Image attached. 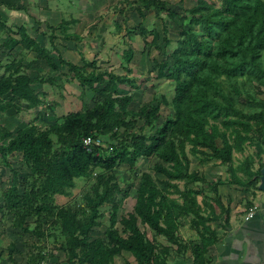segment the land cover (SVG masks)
<instances>
[{
  "label": "trees",
  "instance_id": "trees-1",
  "mask_svg": "<svg viewBox=\"0 0 264 264\" xmlns=\"http://www.w3.org/2000/svg\"><path fill=\"white\" fill-rule=\"evenodd\" d=\"M216 1L195 0L187 29L179 31L175 49L168 48L165 23L162 38L153 30L151 40L144 42L161 55V59H152L156 77L174 83L173 97L165 104L170 112L164 118L159 114L160 103L129 109L132 95L120 94L118 89L129 80L98 72L94 62L78 67L59 58L68 76L91 93V104L47 128L32 123L12 132L0 123V166L11 173L1 196L0 222L10 217V227L18 237L35 239L25 264H52L54 256L43 241L58 245L65 264H114V257L122 252L129 253L135 264H165L170 246L183 252L188 244L193 263L205 264L206 249L216 240L210 226L215 216L211 203L197 200L201 192L189 188L205 182L190 170V157L219 161L226 167L230 184L240 186L243 193L259 191L264 168V98L259 96L264 95V0ZM141 4L143 10L163 6L161 0H142ZM136 11L143 20V11ZM167 16L174 19L177 15L167 12ZM144 24L137 28L143 36L147 33ZM15 34L18 38L7 40L5 48L22 45L57 71L50 52L28 36L25 28H16ZM131 55L126 52L127 61ZM4 67L0 114L19 111L22 103L24 109L44 105V95L38 96L32 89L35 84L63 86L55 76L29 77L28 66L21 59ZM139 121L142 124L136 127ZM86 137L100 144L85 147L82 140ZM245 147L253 149L252 153L234 165L233 154L243 153ZM14 156L19 157V169L9 162ZM142 158H155L151 170L163 178L139 171L137 163ZM121 165L137 185L132 212L124 217L118 216L121 189L113 172ZM78 179L90 181L79 202L57 204L56 197H68ZM221 184L217 180L208 186L216 195ZM212 202L221 207L218 200ZM105 205L110 206L109 226L102 237L92 238ZM189 216L200 246L192 241L184 244L178 237L180 221ZM140 226L164 238L167 245H160L157 238L148 240ZM15 251L13 244L8 246L9 264H15Z\"/></svg>",
  "mask_w": 264,
  "mask_h": 264
},
{
  "label": "rangeland",
  "instance_id": "rangeland-1",
  "mask_svg": "<svg viewBox=\"0 0 264 264\" xmlns=\"http://www.w3.org/2000/svg\"><path fill=\"white\" fill-rule=\"evenodd\" d=\"M76 8L83 10L80 17V25H72L66 28L64 33L70 34L71 37L62 35V29L50 28L44 33L43 42L38 43L40 47L47 50L52 59L53 64L59 69L58 83L62 82V88L56 86L44 85L42 89L45 92L43 101L44 105L32 109H24L21 105L20 110L9 109L6 113L0 114L1 124L14 132L29 124H36L40 128H47L52 123H60L61 117L80 110L86 109L91 102V93L87 89H81L77 79L71 78L67 74V68L59 64V58L68 61L78 67H84L86 63L94 62L98 72H110L118 77L125 78L130 83L121 84L118 86L120 94H130L133 97L129 109L136 111L143 105H154L160 103V116L164 118L170 112L169 107L165 104L169 103L173 97L174 83L166 79H158L156 74L157 69L153 67L152 59H161V55L154 49H149L144 45V42L151 40L150 31H157L162 38V25L165 23L167 26V38L170 40L168 48L173 50L177 47L176 42L179 40V31L186 30L190 19L189 10L195 5V0H161L163 6L158 10L151 7L149 10H143L142 0H72ZM211 3H217L216 0H208ZM85 3V4H83ZM137 9H141L144 14V19L139 16ZM167 12H172L177 15L174 19L167 16ZM66 14L71 15L66 11ZM64 16V14L62 15ZM47 20V19H46ZM45 20V21H46ZM64 20L69 21L70 16H65ZM143 22L146 27V35H141L138 31V25ZM90 23L91 30H84L85 26ZM85 31H87L85 33ZM91 31V32H90ZM55 32V35H54ZM57 33V34H56ZM89 36V37H87ZM50 38L52 40H50ZM159 49H162L163 43L158 41ZM5 48V47H4ZM7 49V48H6ZM131 51V59L127 61L125 54ZM30 57L23 60L28 63L37 60V69L40 75L53 74L49 65L42 59L37 57L35 53ZM149 53V54H148ZM35 56V58L33 57ZM168 62L171 60L167 56ZM19 58L14 60L2 59V64L13 61H18ZM32 68V66H31ZM36 69L35 67L32 68ZM85 70L91 71L90 67H85ZM28 72V70L26 71ZM7 73L5 68L0 70V74ZM37 73V71L35 72ZM71 80V82H68ZM264 92V89H263ZM264 98V95H259ZM164 100L166 103H163ZM142 124L141 121L137 126ZM121 132V130H120ZM152 134V131H149ZM253 149L245 147L243 153L233 154V164L236 165L241 162L245 156L251 154ZM19 157L14 156L9 158L11 166L19 169ZM201 156L190 157V170L197 172L203 176L205 182L195 183L189 185L192 190L200 191L201 194L197 200L201 202V198L206 196L212 198L214 194L210 191L208 186L210 181H213L217 176V164L215 161L204 162ZM157 160L155 158H142L137 163L139 171L149 172L153 178L162 179L163 177L155 174L151 169ZM257 167V162L254 163ZM219 170L226 173V167L221 166ZM116 174L117 182L121 189V194L118 196L120 202V209L118 211L119 217L127 216L132 212L136 196V182L129 178L127 167L121 165L114 171ZM220 172V171H219ZM21 175H25V171H20ZM11 179L10 170L0 166V206L2 205V192L9 185ZM75 187L71 190L68 197L57 196L56 202L59 205H73L79 202L81 193L87 190L90 181L85 179H78L75 182ZM182 187V183L179 184ZM205 192V193H204ZM109 205L101 208L103 213L102 218L99 220V225L92 229L90 236L92 238L102 237L104 231L109 226L108 213ZM30 227L33 228L32 220H28ZM190 227V226H189ZM118 230H121L120 225H116ZM143 231L148 240H161L167 245V242L162 237H155L154 233L145 226L139 227ZM190 229V228H189ZM191 230V229H190ZM193 231V230H191ZM178 230V237H179ZM16 230L10 227V217L5 222H0V264H9L7 261V249L11 244L15 247V254L13 259L15 264H25V258L31 251L32 243L35 239L31 240L30 235H25L20 238L17 236ZM181 234V233H180ZM41 244L45 245L47 250L54 256L51 259L52 264H65L63 253L57 250L58 245H51L43 241ZM172 247V246H170ZM116 264H128L124 259L116 258Z\"/></svg>",
  "mask_w": 264,
  "mask_h": 264
},
{
  "label": "crops",
  "instance_id": "crops-1",
  "mask_svg": "<svg viewBox=\"0 0 264 264\" xmlns=\"http://www.w3.org/2000/svg\"><path fill=\"white\" fill-rule=\"evenodd\" d=\"M66 11L70 12L71 15L66 14ZM74 11L78 12L79 15L83 12L81 8H76L72 0H0V70H3L7 64H2V59L14 60L19 58L23 65L28 66L27 74L31 78L40 76L47 78L55 76V74L58 75V68L56 72L51 71L53 74L40 75L37 69V60L28 63L23 62L25 58L30 57V52L26 51L22 45H17L14 49L8 50L4 48L3 44L10 38L17 37L16 28L20 27L25 28L27 35L34 39L37 44L43 42L44 33L49 27L62 29V35L71 37L70 34H67V30L64 33L65 29L74 24H81L78 19L80 16ZM63 14L64 16H62ZM66 15L70 16V20L67 22L64 20ZM60 23L62 24L61 27L58 26ZM86 29H92L90 23L85 26L84 30ZM32 53V55L35 54ZM33 57L35 58V56ZM37 57L39 58L38 55ZM35 65L36 69L33 70ZM36 71L37 73H35ZM2 75L3 73L0 74V77ZM55 77L59 80L57 76ZM45 84H35L32 89L38 96L43 94L45 97V92L42 89ZM44 97L41 99L44 100ZM25 105L22 103V106L25 107ZM212 161L217 164L215 173L218 177L209 183H216L217 180H221L223 184L216 187V195L213 194L212 198L206 196L201 198L212 204L215 216V220L210 223V226L216 240L206 249L205 264H264V197L262 192L252 190V192L243 193L240 186L230 184L227 173L222 176L223 173L219 170V161L204 160L207 163ZM213 199L219 201L220 208L213 204ZM251 208L257 210L251 219H246V214ZM191 218L189 216L180 221L179 232L181 234L179 233V238L184 241V244L192 241L195 245L200 246L196 233L189 229ZM157 242L166 246L161 240H157ZM120 257L128 264H135L132 256L127 252L115 256L114 264H116V258ZM165 264H194L189 244L183 252H177L176 246L170 247Z\"/></svg>",
  "mask_w": 264,
  "mask_h": 264
},
{
  "label": "built area",
  "instance_id": "built-area-1",
  "mask_svg": "<svg viewBox=\"0 0 264 264\" xmlns=\"http://www.w3.org/2000/svg\"><path fill=\"white\" fill-rule=\"evenodd\" d=\"M82 143H83V145H84L85 147H89V146H91L92 143H93L94 145H99V144H100L98 140H96L95 142H93L92 139H91L90 137H86V138H84V139L82 140ZM256 210H257L256 208H251V209L247 212V214H246V219H251V218L254 216Z\"/></svg>",
  "mask_w": 264,
  "mask_h": 264
},
{
  "label": "water",
  "instance_id": "water-1",
  "mask_svg": "<svg viewBox=\"0 0 264 264\" xmlns=\"http://www.w3.org/2000/svg\"><path fill=\"white\" fill-rule=\"evenodd\" d=\"M259 191L262 192L264 197V168L261 170L260 184L258 186Z\"/></svg>",
  "mask_w": 264,
  "mask_h": 264
}]
</instances>
